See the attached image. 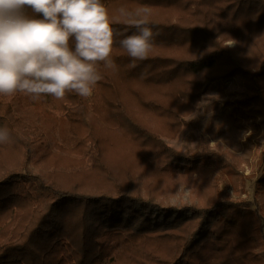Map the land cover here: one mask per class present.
Here are the masks:
<instances>
[{"label":"trees","instance_id":"obj_1","mask_svg":"<svg viewBox=\"0 0 264 264\" xmlns=\"http://www.w3.org/2000/svg\"><path fill=\"white\" fill-rule=\"evenodd\" d=\"M102 3L110 21H121L113 25L118 31L124 29L121 6L149 7V19L159 32L154 47L186 51L170 55L151 50L149 59L131 67L117 37L112 55L119 70L101 65L104 79L90 97L68 93L63 99L33 100L21 92L0 93V127L12 135V142L0 143V264H264V145L257 155L253 198L236 199L232 193L239 195L244 180L254 176L242 172L238 156L211 147L206 138L199 150L178 152L142 124L129 105L135 99L177 119L176 111L135 88L188 85L192 91L184 94L196 101L208 84L237 77L241 90L236 104L264 111V0ZM162 10L175 13L156 14ZM228 39L236 44L225 46ZM24 95L61 113L74 146L88 155L86 169L65 179L55 166L48 171L37 163L30 167L34 139L42 135L26 133L27 126L13 118L12 101ZM95 121L132 132L149 147L146 155L156 163L157 174L192 176L196 201L172 204L142 189L144 169L135 175L128 167L109 164L103 153L106 140ZM5 151L13 161L4 159ZM222 181L232 193L220 187Z\"/></svg>","mask_w":264,"mask_h":264},{"label":"rangeland","instance_id":"obj_2","mask_svg":"<svg viewBox=\"0 0 264 264\" xmlns=\"http://www.w3.org/2000/svg\"><path fill=\"white\" fill-rule=\"evenodd\" d=\"M170 13L175 12L162 10L156 14ZM230 41L235 40L228 39L226 43ZM151 50L170 55H180L186 51L185 48L173 45L163 48L158 46ZM135 89L139 90L143 97L162 103L180 116L175 119L172 115L161 113L138 100L130 99L129 105L142 124L178 152L197 151L200 149L202 138H206L211 147H218L238 156L242 172L247 176L254 172V176L244 180L239 195L233 194L225 181L221 182L220 187L232 193L233 198L247 200L253 198L255 180L259 175L257 155L264 145V111L258 108L257 112H253L236 104L241 90L239 78L233 77L208 84L196 101L184 94L186 91H192L188 85L186 88H169L165 83L146 84L144 88ZM125 97L131 98L129 95ZM11 113L14 119L27 126L26 133L42 135L34 139L30 167L33 168L37 163L39 166H46L45 171H48V166L51 168L55 166V171L62 170L56 173L63 175L65 179H70L72 173L87 168L90 163L88 155L82 148L74 146L76 140L72 137L69 124L61 113L51 111L43 105H36L25 95L16 102L12 101ZM107 125L105 122L95 121L96 130L106 140L103 153L109 164L113 166L114 163L119 168L128 167L135 175L144 169L145 175L139 180L142 189L155 192L161 199L167 198L166 200L172 204L196 201L192 192V176L180 172L157 174L153 169L156 163L146 155L149 150L146 144L141 143L132 132L124 130L125 128L116 129ZM3 153L7 162L13 161L10 152ZM69 166L76 169L73 171ZM54 175L57 177V174ZM97 176L95 172L94 178Z\"/></svg>","mask_w":264,"mask_h":264},{"label":"clouds","instance_id":"obj_3","mask_svg":"<svg viewBox=\"0 0 264 264\" xmlns=\"http://www.w3.org/2000/svg\"><path fill=\"white\" fill-rule=\"evenodd\" d=\"M118 12L123 31L113 27L121 21H110L102 0H0V93L21 92L33 100L90 97L104 79L101 65L119 70L112 55L117 37L131 67L149 59L159 35L151 9L121 6ZM129 29L134 31L127 34ZM9 142L10 130L0 127V143Z\"/></svg>","mask_w":264,"mask_h":264}]
</instances>
